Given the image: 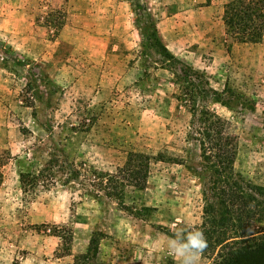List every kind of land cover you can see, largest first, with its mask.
<instances>
[{"label": "rangeland", "instance_id": "1", "mask_svg": "<svg viewBox=\"0 0 264 264\" xmlns=\"http://www.w3.org/2000/svg\"><path fill=\"white\" fill-rule=\"evenodd\" d=\"M227 1L0 0V264H177L165 242L205 203L201 109L264 187V37L232 38ZM131 151L144 187L106 182Z\"/></svg>", "mask_w": 264, "mask_h": 264}, {"label": "trees", "instance_id": "2", "mask_svg": "<svg viewBox=\"0 0 264 264\" xmlns=\"http://www.w3.org/2000/svg\"><path fill=\"white\" fill-rule=\"evenodd\" d=\"M223 21L232 38L245 43L261 41L264 0H228L223 5ZM142 28H147L150 38L161 45L149 13ZM198 112L195 135L201 151L200 172L208 183L202 191L205 203L201 223L185 230L203 231L207 240L203 256L214 258L211 264H264V187L248 185L241 175L233 173L236 145L234 137L224 132V120L214 111ZM149 159L147 154L131 151L116 173H105L104 179L116 183L122 178L134 187L143 188ZM64 231L60 237L69 242V229ZM89 251L88 247V255L83 256L88 258Z\"/></svg>", "mask_w": 264, "mask_h": 264}, {"label": "clouds", "instance_id": "3", "mask_svg": "<svg viewBox=\"0 0 264 264\" xmlns=\"http://www.w3.org/2000/svg\"><path fill=\"white\" fill-rule=\"evenodd\" d=\"M166 251L177 260V264H199L207 248V240L199 229L178 228L174 237L166 240Z\"/></svg>", "mask_w": 264, "mask_h": 264}]
</instances>
